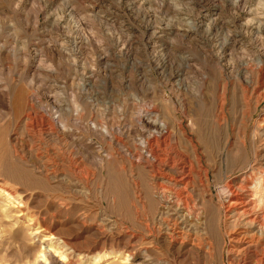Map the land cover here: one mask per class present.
<instances>
[{
  "label": "rangeland",
  "instance_id": "1",
  "mask_svg": "<svg viewBox=\"0 0 264 264\" xmlns=\"http://www.w3.org/2000/svg\"><path fill=\"white\" fill-rule=\"evenodd\" d=\"M178 124L210 187L173 228L136 156L192 160ZM263 151L264 0H0V264H264L224 217Z\"/></svg>",
  "mask_w": 264,
  "mask_h": 264
},
{
  "label": "bare ground",
  "instance_id": "2",
  "mask_svg": "<svg viewBox=\"0 0 264 264\" xmlns=\"http://www.w3.org/2000/svg\"><path fill=\"white\" fill-rule=\"evenodd\" d=\"M196 125L197 122L195 120H188L187 127L190 133L194 132ZM161 126L164 127V124ZM178 129H182L181 124H178ZM164 135L167 136L165 138L170 137L167 129L159 133V136L163 137ZM181 137L189 146L192 160L186 158L175 149H160L156 138L148 145L149 149L147 152L137 153L136 156V167H141L147 173L150 185L154 190L158 189L163 198L166 196V191L159 182L162 181L168 184L167 190L170 198L166 197L165 211L166 215L170 216L171 214L175 217L173 219L174 223H172L173 228L184 225L185 216L190 210L187 205L188 201H186L188 188L190 186H194V188L202 187L204 191H207L210 187L209 172L200 166V156L196 145L184 129H182ZM210 152L211 149H208L209 155ZM258 159L259 166L264 169V151L259 155ZM257 171L249 169L248 173L242 174V178L238 182L231 181V184H226L224 187L227 195L226 205H224V217L235 216L237 222H241L240 228L235 227L234 230L227 234L230 245L232 244L233 248L236 249L231 251L233 256H242L248 253L254 255L260 253V257L264 256V246H262L264 243V172L259 171L263 178L261 182L252 180L254 173L256 174ZM134 185L138 187V184ZM258 195L260 196L259 200L263 201L257 205V202H254L253 199ZM193 212L194 210L192 209ZM194 216H196L195 213ZM53 252L57 254V251L53 250Z\"/></svg>",
  "mask_w": 264,
  "mask_h": 264
}]
</instances>
